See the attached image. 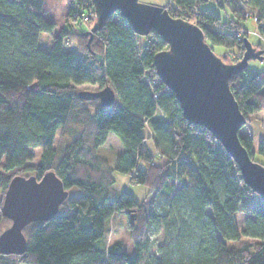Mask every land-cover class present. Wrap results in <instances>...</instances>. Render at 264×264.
Segmentation results:
<instances>
[{
    "label": "trees",
    "instance_id": "trees-1",
    "mask_svg": "<svg viewBox=\"0 0 264 264\" xmlns=\"http://www.w3.org/2000/svg\"><path fill=\"white\" fill-rule=\"evenodd\" d=\"M163 7L197 25L212 49H226L231 63L241 58L242 37H248L242 20L254 14L255 31L264 38V0H166ZM93 11L91 1L70 0L66 26L45 50L39 37L54 22L44 16V0H0V189L15 175L9 171L22 169L37 178L53 170L68 190L53 218L23 228L26 250L0 253V264H264V198L244 183L204 126L186 122L156 75L154 55L168 44L153 30L138 35L115 11L87 45V29L76 32L73 25L82 12L91 13L92 24ZM71 38L77 52L64 48ZM81 84L110 85L113 104L80 98ZM229 86L246 121L264 108V71L245 67ZM110 133L121 146L113 163L98 153ZM257 140L254 149L252 135L240 134L250 157L264 166V137ZM32 146L41 147L35 165L29 163ZM114 171L146 186L149 200L118 192ZM116 212L130 218L131 250L120 241L98 243ZM152 229L166 241L155 257Z\"/></svg>",
    "mask_w": 264,
    "mask_h": 264
},
{
    "label": "water",
    "instance_id": "water-1",
    "mask_svg": "<svg viewBox=\"0 0 264 264\" xmlns=\"http://www.w3.org/2000/svg\"><path fill=\"white\" fill-rule=\"evenodd\" d=\"M95 21L82 32L89 35L117 11L138 35L155 31L168 48L154 55L156 75L174 94L188 124L204 126L237 164L244 183L264 198V166L253 160L240 142V128L246 118L234 98L229 80L247 67L250 59H260L262 49L242 37L244 51L239 60L224 62L205 41L202 30L180 17L171 16L163 6L139 0H91ZM84 100L98 99L110 106L116 92L110 85L96 90H79ZM68 196L61 179L53 170L37 178L16 174L4 191L1 214L11 223L0 232V253L21 254L26 250L23 228L33 221L53 218ZM134 217V213L132 214Z\"/></svg>",
    "mask_w": 264,
    "mask_h": 264
},
{
    "label": "rangeland",
    "instance_id": "rangeland-1",
    "mask_svg": "<svg viewBox=\"0 0 264 264\" xmlns=\"http://www.w3.org/2000/svg\"><path fill=\"white\" fill-rule=\"evenodd\" d=\"M70 2V0H68ZM67 0H44V16L46 19L51 20L54 22V28L52 29V31L50 32H42L40 34L39 37V46L45 50H48L51 45H52V39L54 36L58 35L62 28L65 27V21H64V17H65V13L68 9L69 3ZM143 3H147V4H152V5H158V6H163L164 3L166 2V0H139ZM208 6H211V8H213L215 11H217L222 19L224 20H228L227 18V14L222 11L217 4H215L213 1L208 2L207 3ZM95 21V17L93 22ZM92 22V24H93ZM90 22H88L87 24H75L73 25V28L76 32H80L84 29H88V27L90 28L91 25ZM242 25L244 27L247 28L248 30V39L250 40V42H254V40L256 39V36L253 34V29L255 27V23L252 20V18H246L245 20H242ZM88 26V27H87ZM74 38H71V41L64 47L66 50H71V51H75L76 50V44L74 43ZM213 51L215 52V54H217L219 57H221L224 62H230V58L229 55L227 54H222L226 51V49H224L221 46H213ZM77 52V50L75 51ZM252 63V60L248 61L247 64V68H250V65ZM96 90L98 89V85L97 84H81L76 86V91L77 90ZM89 109H92L91 105H88ZM62 140V129L58 128L56 135H55V139H54V145L57 147L59 142ZM257 138L254 141V149H256L257 147ZM119 149V142L118 140L110 135L107 142L105 143V145H101L98 148V153L105 155L109 158L110 162L113 163L114 162V158L116 155V151H118ZM29 150L33 153V159L29 162L32 165H35L40 152H41V147L39 146H32L29 148ZM255 158L257 160H263V157L259 154H256ZM10 175H23V176H28V175H34L35 172L33 170H22V169H14L12 171L8 172ZM117 178V184L114 185V188L118 191L121 192L122 190H127V192H129L132 197L136 200V201H141L142 199H146L149 200V196L145 197V194L147 193V188L146 186L142 185V184H129V178L127 181V187L123 188V182L120 181L119 177L120 174H116ZM126 182V180H125ZM124 182V183H125ZM176 187L179 186V183H175ZM4 191L5 190H1L0 189V207L3 201V197H4ZM72 190L70 189L69 192H71ZM243 214L242 213H238V219H239V225L242 226L243 221ZM129 222L130 218L128 216L127 213H114L112 214L109 219L106 222L105 225V235L103 240L101 239L98 243H105L110 244L114 241H120L124 248L127 250H131L132 249V243H131V238H130V230H129ZM133 222V221H132ZM11 221L4 217L1 212H0V232L6 228L8 225H10ZM166 243V241L164 240V235L163 232L161 230L159 231H155V230H151V248H150V253L151 256L155 257L159 255V252L157 251L158 245L162 244V243Z\"/></svg>",
    "mask_w": 264,
    "mask_h": 264
},
{
    "label": "crops",
    "instance_id": "crops-1",
    "mask_svg": "<svg viewBox=\"0 0 264 264\" xmlns=\"http://www.w3.org/2000/svg\"><path fill=\"white\" fill-rule=\"evenodd\" d=\"M68 3H69V1H68ZM252 32L256 36V39L254 40V42H252V45L256 46L257 44H259L260 47H264V38L262 36H260L255 31V27H254ZM250 60H252V63H251L252 65H250L251 69L258 70V71H264V53H263L262 58H260V59H250ZM145 134L148 136L150 134V132L146 129L145 130ZM240 134H242V135L243 134H251L252 137H253V141H255L256 138L258 139L260 137H264V108L259 110L256 113L249 114V120H247L245 125L240 128ZM110 135H112V134L111 133L108 134V137H107L105 143L107 142V140H108ZM145 142H146L148 150L152 154H154L155 151H154L153 143H152L151 138H149V136H148V138H146ZM105 143H104V145H105ZM120 150H121V146H120V143H119V149L115 153L117 154ZM116 174H120L119 179H120L121 182H123V188H126L127 185H128L127 181H128L129 176L126 175V174H122V173H119L117 171H114L112 173V175H113V177L115 179V184H117V178H118L116 176ZM125 180H126V182H125Z\"/></svg>",
    "mask_w": 264,
    "mask_h": 264
},
{
    "label": "built area",
    "instance_id": "built-area-1",
    "mask_svg": "<svg viewBox=\"0 0 264 264\" xmlns=\"http://www.w3.org/2000/svg\"><path fill=\"white\" fill-rule=\"evenodd\" d=\"M90 1L91 0H83V2L85 4H88ZM93 9H94V7H93ZM90 14H91L90 12H88V13L82 12L78 16H76L78 24H87L89 22V20H90V16H91ZM93 16L95 17V12L94 11H93ZM251 17H252V20H255V15L254 14L251 15ZM88 29H89V27H88Z\"/></svg>",
    "mask_w": 264,
    "mask_h": 264
}]
</instances>
